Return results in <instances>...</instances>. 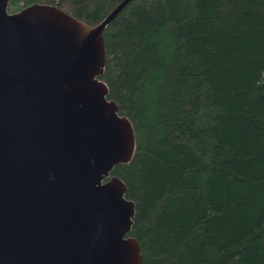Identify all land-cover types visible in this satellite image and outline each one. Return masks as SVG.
<instances>
[{
	"label": "trees",
	"instance_id": "16d2710c",
	"mask_svg": "<svg viewBox=\"0 0 264 264\" xmlns=\"http://www.w3.org/2000/svg\"><path fill=\"white\" fill-rule=\"evenodd\" d=\"M120 0L55 5L89 24ZM99 79L134 150L111 175L142 264H264V0H130L105 26Z\"/></svg>",
	"mask_w": 264,
	"mask_h": 264
},
{
	"label": "water",
	"instance_id": "95a60500",
	"mask_svg": "<svg viewBox=\"0 0 264 264\" xmlns=\"http://www.w3.org/2000/svg\"><path fill=\"white\" fill-rule=\"evenodd\" d=\"M0 0V264H142L134 205L111 175L134 150L98 77L102 33L55 5Z\"/></svg>",
	"mask_w": 264,
	"mask_h": 264
}]
</instances>
